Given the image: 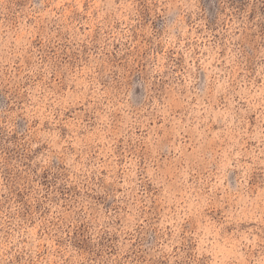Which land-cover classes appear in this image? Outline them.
I'll list each match as a JSON object with an SVG mask.
<instances>
[{
    "label": "rangeland",
    "instance_id": "1",
    "mask_svg": "<svg viewBox=\"0 0 264 264\" xmlns=\"http://www.w3.org/2000/svg\"><path fill=\"white\" fill-rule=\"evenodd\" d=\"M0 264H264V0H0Z\"/></svg>",
    "mask_w": 264,
    "mask_h": 264
},
{
    "label": "trees",
    "instance_id": "2",
    "mask_svg": "<svg viewBox=\"0 0 264 264\" xmlns=\"http://www.w3.org/2000/svg\"><path fill=\"white\" fill-rule=\"evenodd\" d=\"M136 97V96H135Z\"/></svg>",
    "mask_w": 264,
    "mask_h": 264
}]
</instances>
